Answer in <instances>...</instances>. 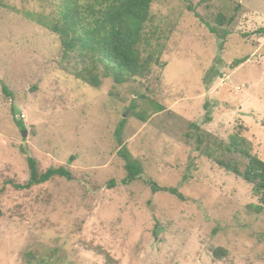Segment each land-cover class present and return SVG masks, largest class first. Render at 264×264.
I'll return each instance as SVG.
<instances>
[{
  "label": "rangeland",
  "instance_id": "1",
  "mask_svg": "<svg viewBox=\"0 0 264 264\" xmlns=\"http://www.w3.org/2000/svg\"><path fill=\"white\" fill-rule=\"evenodd\" d=\"M59 5L0 0V264H104L88 244L119 264H264V208L248 207L259 205L252 185L194 140L203 131L227 141L240 129L264 160V0H154L147 29L164 64L99 87L71 74L58 35L38 21ZM218 13L236 17L218 26ZM151 100L164 110L137 119L132 105L147 110ZM122 149L142 166L130 184ZM28 155L39 171L63 165L73 179L16 189ZM147 179L185 199L152 192Z\"/></svg>",
  "mask_w": 264,
  "mask_h": 264
},
{
  "label": "trees",
  "instance_id": "2",
  "mask_svg": "<svg viewBox=\"0 0 264 264\" xmlns=\"http://www.w3.org/2000/svg\"><path fill=\"white\" fill-rule=\"evenodd\" d=\"M154 0H60L55 17L48 19L40 16L39 23L57 34L62 46L61 62L71 74L83 82L99 87L103 78H112L117 84L127 82L130 78L146 79L152 72L153 66H160L162 47L159 42L153 44V32L147 29L152 20L151 5ZM209 3L213 0H199ZM241 7L238 4L235 9ZM188 9L194 10L191 5ZM235 15L227 18L218 13L215 22L218 26L230 24ZM210 32L217 33L215 26L208 25ZM229 32L223 31L221 38ZM216 69L210 68L203 78L206 88H209ZM3 90L6 88L3 86ZM164 106L154 100L149 102L147 110H137L133 104V115L146 121L150 113L164 110ZM17 123L24 127L21 121ZM125 119L115 131L116 138L121 142ZM195 129L200 127L193 124ZM242 129L243 126H240ZM196 149L208 159L226 171L240 176L252 185V192L258 197L259 205L254 212L264 208V160L251 152L250 143L240 129L231 133L227 141L219 140L210 132L200 131L194 137ZM120 154L126 161V175L123 184H130L142 177V166L132 159L131 155L122 149ZM235 155L245 160L244 165ZM29 177L25 183H13L16 189H27L34 185L45 183L53 177L60 176L72 180L73 175L67 166H50L44 171L37 168L36 159L27 156ZM146 183L152 192L166 191L180 199L185 196L178 188L160 186L152 179ZM109 187L115 185L112 179L107 182ZM1 215V210H0ZM86 245V244H85ZM88 250L100 257L104 264H119L109 251L100 245L88 244Z\"/></svg>",
  "mask_w": 264,
  "mask_h": 264
},
{
  "label": "water",
  "instance_id": "3",
  "mask_svg": "<svg viewBox=\"0 0 264 264\" xmlns=\"http://www.w3.org/2000/svg\"><path fill=\"white\" fill-rule=\"evenodd\" d=\"M23 131H24V133H23V134L25 135V134H26V131H25V130H23Z\"/></svg>",
  "mask_w": 264,
  "mask_h": 264
}]
</instances>
